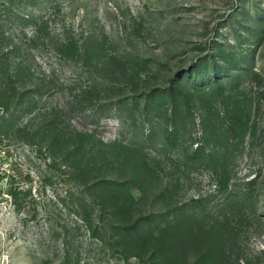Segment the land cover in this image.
Here are the masks:
<instances>
[{
  "label": "rangeland",
  "instance_id": "obj_1",
  "mask_svg": "<svg viewBox=\"0 0 264 264\" xmlns=\"http://www.w3.org/2000/svg\"><path fill=\"white\" fill-rule=\"evenodd\" d=\"M0 264H264V0H0Z\"/></svg>",
  "mask_w": 264,
  "mask_h": 264
}]
</instances>
